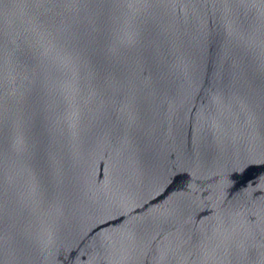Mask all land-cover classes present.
Returning <instances> with one entry per match:
<instances>
[{
  "label": "water",
  "instance_id": "1",
  "mask_svg": "<svg viewBox=\"0 0 264 264\" xmlns=\"http://www.w3.org/2000/svg\"><path fill=\"white\" fill-rule=\"evenodd\" d=\"M0 264H264V0H0Z\"/></svg>",
  "mask_w": 264,
  "mask_h": 264
}]
</instances>
